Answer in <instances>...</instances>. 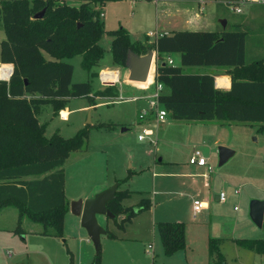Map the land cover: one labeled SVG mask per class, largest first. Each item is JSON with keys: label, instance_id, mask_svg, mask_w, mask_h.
Returning <instances> with one entry per match:
<instances>
[{"label": "rangeland", "instance_id": "374dc122", "mask_svg": "<svg viewBox=\"0 0 264 264\" xmlns=\"http://www.w3.org/2000/svg\"><path fill=\"white\" fill-rule=\"evenodd\" d=\"M160 5L156 6L152 0H124L119 4L120 10L115 7L118 5L105 8L107 17L101 18L107 29L121 26L127 29L131 24L132 33L127 30L132 42L146 43L147 39H156V35L148 37L147 33L159 30L156 11ZM261 6L249 2L242 5L244 10L252 7L259 15L256 22L262 34L258 41L264 42V10ZM167 7L170 9L171 6ZM220 12L219 22L220 18H228L231 12L237 14L233 9ZM165 14H158L161 32L172 25H163ZM167 14L169 16L168 11ZM5 38L4 27L0 26V50ZM112 39L113 36L107 33L100 39L104 56L91 71L83 68V55L66 60L74 65L73 82L90 81L92 95L104 87L101 70L118 69L121 78V83L115 84L120 88L118 93L110 97L97 96L98 105L89 108L88 98H72L67 105L70 114L63 110L64 116L69 114L67 121L60 118L62 110L55 115L51 104L43 106L38 114L41 123H48L47 137L58 132L70 138L89 127V137L83 147L71 152L64 165L70 206L74 200L85 202L110 188L131 191L126 206L137 208L142 200L152 201L153 207L140 213L126 230L112 218L97 214L98 224L118 236L100 235L102 264H186L185 260L164 253L157 231L158 222L177 220L186 224L189 244L194 247V252L190 253L193 264L210 263L211 237L221 239L220 248L229 264H264V255L234 241L235 238H264V223L262 227L257 226L250 213L253 200H264V131H258L259 126L244 123L177 120L171 115L165 123L140 120L146 101L130 98L150 94L155 86L146 93L134 82H123L129 69L114 62ZM248 57L251 59V54ZM4 65L0 62V70L5 69ZM202 71L218 74L214 67ZM146 127L153 130L152 138L156 143L138 139ZM222 146L234 150L224 163L220 160ZM195 150H200L207 158L206 166L190 163ZM204 172L209 187L205 185L203 174L196 175ZM222 192L226 194L225 202L217 199ZM203 201L209 205L196 213L195 204ZM18 225L24 233L15 232ZM43 228L27 216L19 223V210L15 206L2 208L0 264H91L95 259L96 242L90 237L82 216L73 214L71 208L65 218L63 237L44 235ZM150 245L154 249H149Z\"/></svg>", "mask_w": 264, "mask_h": 264}, {"label": "trees", "instance_id": "16d2710c", "mask_svg": "<svg viewBox=\"0 0 264 264\" xmlns=\"http://www.w3.org/2000/svg\"><path fill=\"white\" fill-rule=\"evenodd\" d=\"M68 1L0 0V26L6 35L1 42L0 62L14 66L10 80H0V210L15 206L19 223L27 216L43 225L42 234L57 237L64 236L69 211L63 166L71 152L83 147L89 127L70 138L58 132L47 137L48 123H41L38 114L43 106L51 104L57 115L70 99L78 97L88 98L89 105L96 106L97 96L118 93L114 84L92 95L90 81L73 82L74 65L66 60L83 55V68L91 71L104 56L99 43L104 34L113 36L114 62L121 66H127L131 50L138 55L157 51L156 80L170 90L160 100L174 119L244 123L258 125V131H264V59L246 60L247 32L184 30L163 35L152 44L132 42L126 28L107 31L101 18L98 6L119 0H73L80 1L79 6ZM216 1L232 6L239 2ZM43 10V17L35 18ZM171 52L181 53L180 66L163 58ZM192 65L230 67L231 88H216L212 74L185 73L183 67ZM7 76L5 71L2 77ZM219 82L228 84L225 78H219ZM130 196V190H117L107 203L122 229L153 206L149 199L142 200L137 208L124 206L123 201ZM157 230L166 255L186 249L184 222L161 221ZM15 232L24 233L21 225ZM107 235L117 237L110 231ZM234 241L264 255V238ZM220 243L219 238H209V264H229ZM101 256V251L96 253L91 264H102Z\"/></svg>", "mask_w": 264, "mask_h": 264}, {"label": "crops", "instance_id": "0c3cea01", "mask_svg": "<svg viewBox=\"0 0 264 264\" xmlns=\"http://www.w3.org/2000/svg\"><path fill=\"white\" fill-rule=\"evenodd\" d=\"M152 1L154 2V4L156 6L160 5L159 3H161V1L164 2V4L159 6L160 9H158L156 11V13H157V15H156V21H157L156 23L157 24L156 25H157V27H159V30H161V28H162L161 27V21H159V19H161V16H160L161 14L166 13L165 14L166 17L164 15V18H162L163 25L164 26L171 25V24L172 25H171V27H169L168 30H166L164 32H161L158 29H157L156 33L152 30L148 31L147 36L149 37L152 35H156V39L154 41L147 39L146 43H144V44H152L159 37H161L163 35H167V34H172L176 31L191 30V31H219V32H223V31H228V30L241 29V30L247 32L246 44H245L246 60L252 61V60H256V59H264V54H263L264 42L258 41L259 40L258 36H260L262 34V32H260V28L257 27V26H259V23L256 22L259 19V15L254 12V9L252 8L253 6L252 7H246V10H244L242 5H241V9H242L241 12H236L237 14L231 12V15L228 16V18H226V17H225V19L220 18L221 22H219V20H217V17L220 15V13H221L220 11L228 10L230 12V10H232L231 8L233 7L232 5L228 4L225 1H216V0H152ZM166 2H169V3L166 4ZM68 3L72 4V5H76V6H79L81 4L80 1H73V0H69ZM123 3H124V0L108 2L105 5H101V6L99 5L98 8L101 9V13H104L103 17H107V13H106L105 8H107L108 6H111V5H118L115 7H117V10H120L119 4H123ZM252 4H260V3H252ZM167 5L171 6L170 9H168ZM260 5H262L261 9L264 10V4H260ZM114 9L116 10V8H114ZM167 11L169 12V16H167L168 15ZM158 14H160V15H158ZM222 20L226 21L225 26H223ZM127 27H128L127 29H130L129 30L130 32L133 30L131 24ZM262 28L264 29V25ZM105 29L107 31H110V30H116L118 28H116V29L105 28ZM140 43H143V42L140 41ZM249 43H251V48L248 49ZM153 53H154V55H156L157 51L153 50ZM248 54H251V59H249ZM163 58L166 61H168V63H169V60H172L173 61L172 65H176V66L181 65V53H179V52L165 53L163 55ZM207 67L208 68L214 67V71L218 72V74H213L211 72L202 71L204 69H207ZM183 69H184L185 73H193V74H207L208 73V74H212L215 77L216 88L221 89V90H229L231 88L232 80H231V75L229 74V71H228L230 69V67H228V66L192 65V66H185V67H183ZM114 70L118 71V69H114ZM197 70H199V71H197ZM150 71H151V74L149 72V77H148V80L146 82H135V81H131L129 79V76H130V69H129L127 76L123 82H126V83L134 82L135 83L134 85L141 88L143 90V92L145 91L146 93H148L149 90H144V88L147 87L148 84L153 79L152 70H150ZM155 78H156V76H155ZM219 78H225L227 80L228 84L227 83H224L225 85L219 84V82H218ZM105 88H106V86L104 85V87H102V90H104ZM169 92H170L169 88H167L165 86L164 93H169ZM89 107H94V106L89 105L87 108H89ZM65 109L70 114V110L68 109V107H66ZM65 109H63V110H65ZM255 126H258V125H255ZM192 154H193V152H192ZM192 154H191V156H192ZM194 165H197V164H194ZM200 167H204V166H200ZM64 169H65V167H64ZM202 174L205 177V185L209 187L210 184H209L207 173H205V172L204 173H197L196 175H202ZM65 175H66V171H65ZM189 175H192V174H189ZM117 190H119V188H117ZM65 193H66V198L68 200L67 177H66V182H65ZM129 198H127V199H129ZM127 199H125L123 201L124 206H126L125 201ZM217 199H219V196L217 197ZM68 202H69V200H68ZM203 202H206L207 206L209 205L207 201H203ZM69 211H70V203H69ZM69 211L67 212L66 216L69 214ZM66 216H65V218H66ZM136 217H134L132 219V221L129 223H132ZM121 218H123V217H121ZM177 221H179V220H177ZM179 222H181V221H179ZM129 223H127L125 225V228H124L125 230H126V227ZM159 237H160V235H159ZM186 240H187L186 249L180 250L170 257H177L176 259H180V261H181V259L185 260L186 264H193L190 253L194 252V247L190 246V244H189L188 230H186ZM161 243H162V241H161ZM151 246H153V245H151ZM163 248H164V246H163ZM149 249H154V246L152 248L149 247ZM182 251H185V252H183L182 254H179ZM191 251H193V252H191ZM153 254H154V252H153Z\"/></svg>", "mask_w": 264, "mask_h": 264}, {"label": "water", "instance_id": "95a60500", "mask_svg": "<svg viewBox=\"0 0 264 264\" xmlns=\"http://www.w3.org/2000/svg\"><path fill=\"white\" fill-rule=\"evenodd\" d=\"M45 10L36 14L35 18H41ZM223 26L226 21L222 20ZM154 53L150 50L146 55H138L134 51L129 52L127 59V68L130 69L129 79L135 82H146L149 77L150 68L153 62ZM12 68V73L14 66ZM11 78V77H10ZM125 130V128L123 129ZM234 153L229 147L222 146L220 148L221 163L226 162L229 157ZM117 188H110L102 193H99L95 198L86 200H74L71 202V211L77 216H82L83 224L87 227L90 237L96 242L97 253L102 250L100 243V235L107 231L102 228L97 221V214L106 215L114 219L115 214L108 208L107 203L115 197ZM251 217L257 226L262 227L264 223V200L255 199L251 203L250 208ZM121 218V217H119Z\"/></svg>", "mask_w": 264, "mask_h": 264}, {"label": "built area", "instance_id": "2783aa9c", "mask_svg": "<svg viewBox=\"0 0 264 264\" xmlns=\"http://www.w3.org/2000/svg\"><path fill=\"white\" fill-rule=\"evenodd\" d=\"M260 3L264 4V0H239L238 4L236 6H233L232 9L235 10L236 12H241V5L244 3ZM104 16V13H101V17ZM159 62L158 55H154L153 57V62L151 65L150 70H152V81L148 84L147 87L144 88V90H150L152 86H155V90L151 92L150 94H144L141 96H134L133 98H130V100H144L146 101L145 106L141 109L140 112V120L146 121V120H154L157 123H165L167 120V117L170 115L169 111L164 107L162 104L160 97L164 93L165 85L162 82H159L156 80V68ZM172 60H169V63L172 64ZM151 74V71H150ZM12 75V70L11 74L8 79L0 78V80H10V77ZM100 79L103 85L105 86H110L114 85L116 83H121V78H120V72L115 71V70H105L103 69L100 72ZM60 118L67 121L69 119V114L64 116L63 111H61ZM153 136V130L149 127H146L143 129V133L138 136V139L143 141L146 139H150L151 142L156 143V140L152 138ZM190 163L191 164H197L199 166H206L208 164L207 158L201 153L200 150H195L190 157ZM236 193H239V191H236ZM219 200L221 202L226 201V194L222 192L219 195ZM204 207H207L206 202H200L198 204H195L194 210L195 212L201 211ZM152 248L153 246H149Z\"/></svg>", "mask_w": 264, "mask_h": 264}, {"label": "bare ground", "instance_id": "6f19581e", "mask_svg": "<svg viewBox=\"0 0 264 264\" xmlns=\"http://www.w3.org/2000/svg\"><path fill=\"white\" fill-rule=\"evenodd\" d=\"M3 67H5L6 69H1L0 70V76L2 77V74L3 73H5V71L8 73V76L6 77V79H8L9 78V76H10V74H11V70H12V68H11V66L10 65H4ZM4 71V72H3ZM3 78V77H2ZM218 82H219V79H218ZM221 82H219V84H220ZM221 84H223V85H225L224 83H221Z\"/></svg>", "mask_w": 264, "mask_h": 264}]
</instances>
